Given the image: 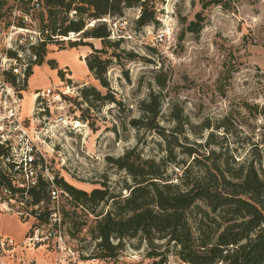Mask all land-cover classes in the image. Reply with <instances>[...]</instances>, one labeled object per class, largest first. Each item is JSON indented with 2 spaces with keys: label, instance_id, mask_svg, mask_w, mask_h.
Wrapping results in <instances>:
<instances>
[{
  "label": "rangeland",
  "instance_id": "1",
  "mask_svg": "<svg viewBox=\"0 0 264 264\" xmlns=\"http://www.w3.org/2000/svg\"><path fill=\"white\" fill-rule=\"evenodd\" d=\"M42 1L40 9L32 10L27 3L0 0V58L6 48H16L14 42L46 39ZM145 1L146 11L153 13L147 25L137 23L140 6L101 19L112 45L85 38L86 43L71 47L69 41L78 39V33L52 35L41 64L31 66L28 86L20 92L23 117L29 115L35 90L60 81L80 90L78 97L66 100V125L49 130L46 145L40 144L53 180L62 178L87 192L103 185L113 195L125 192L123 186L132 179L115 159L129 150L131 159H154L172 181L185 169L194 174L205 166L236 172L253 164L264 176V0H235L232 9H202L199 0ZM53 13L73 16L59 8ZM198 13L202 27L196 33L189 24ZM20 37L26 41L20 43ZM90 45L103 49L101 58L108 60L107 87L85 64ZM31 56L28 49L22 51L25 61L32 63ZM87 87L100 96L85 98ZM151 94L159 109L154 117L143 110L149 108ZM55 185L65 224L52 237L51 227L33 213L44 210V203H20L18 195L10 201L0 190V264H193L181 260L178 247L166 238L149 244L141 234L124 238L114 257H91L96 252L90 233L95 217ZM107 208L103 203L95 212ZM215 226L212 220L205 223V235Z\"/></svg>",
  "mask_w": 264,
  "mask_h": 264
},
{
  "label": "trees",
  "instance_id": "2",
  "mask_svg": "<svg viewBox=\"0 0 264 264\" xmlns=\"http://www.w3.org/2000/svg\"><path fill=\"white\" fill-rule=\"evenodd\" d=\"M145 0H43L46 22L41 31L46 32V39L52 35L67 36L70 32L78 33V39L69 41L74 47L84 42L85 38L100 39L104 46L112 45L106 16H120L123 9L140 6L137 19L140 26L153 20V13L145 9ZM201 8L218 5L223 9H232L235 0H199ZM55 8L65 13L73 11L72 18L53 13ZM189 29L199 32L201 16L195 15ZM87 20H93L88 25ZM46 39L31 46L35 60L31 66L41 64L45 54ZM88 43V42H87ZM91 46V45H90ZM92 47V46H91ZM20 51H25L18 45ZM103 49H95L85 57V64L91 74L103 87L108 86L106 68L108 60L101 58ZM16 55V52H10ZM51 67L54 64L49 61ZM63 77L61 70L57 71ZM32 74L31 67L26 71V79ZM13 81V76H8ZM25 79L21 89H26ZM100 96L94 87L83 89V96ZM148 109L144 114L156 116L158 102L150 95ZM8 148L0 144V157L8 154ZM131 150L115 159L124 169L132 182L125 184L123 190L113 195L108 186L93 188L87 192L66 182L54 178V183L71 197L78 206L87 209L94 217L90 231L96 252L91 257L107 259L116 256L124 246L123 239L141 234L149 243L154 238H166L178 247L176 255L193 264H264V176L253 164L241 166L236 172L224 168H202L198 173H187L186 169L176 181L167 178L158 170L154 159L138 156L131 159ZM198 162L197 159H195ZM9 189L11 196L18 195L24 200L25 193L12 187L10 179L4 174L0 160V190ZM50 185L39 179L35 187L27 191L26 203L33 206L45 204L44 210L34 211V217L40 224L48 223ZM103 203L108 208L99 213L95 209ZM197 209L195 214H191ZM213 221L216 226L205 235L204 224ZM62 216L60 228L64 227ZM199 241V242H198Z\"/></svg>",
  "mask_w": 264,
  "mask_h": 264
},
{
  "label": "built area",
  "instance_id": "3",
  "mask_svg": "<svg viewBox=\"0 0 264 264\" xmlns=\"http://www.w3.org/2000/svg\"><path fill=\"white\" fill-rule=\"evenodd\" d=\"M17 2L29 4L32 10L41 7V0H17ZM16 6L17 3L15 8ZM18 40L20 43L26 41L21 37ZM39 41L42 42L43 39L39 37ZM14 44L16 48H6L4 57L0 58V144L5 145L9 151L6 156L0 157L1 168L9 177L12 187L21 189L25 193V199L20 200V203L25 202L27 191L35 187L40 178L49 183L50 206L46 225L51 227L48 229V236L52 237L60 232L62 214L59 190L48 171L43 152L45 149L42 150L40 144L46 145L45 137L49 130L59 125L62 127L66 125L63 112L66 100L78 97L80 90L79 86L63 81L56 86L35 90L32 93L34 101L29 115L23 117L20 92L23 90L21 87L26 79V71L31 67V60L25 61L22 58V51L17 48V43ZM21 45H24L25 50L28 49L29 54L32 55L31 46L36 44L27 40ZM9 50L16 52V55H10ZM31 59L34 60L35 56L32 55ZM8 76H13L14 80L11 81ZM54 110H57L56 115ZM1 192L10 201L17 199V194L12 197L7 188L1 189ZM7 243L12 244L11 240H7ZM3 245L4 243L1 242V246Z\"/></svg>",
  "mask_w": 264,
  "mask_h": 264
},
{
  "label": "crops",
  "instance_id": "4",
  "mask_svg": "<svg viewBox=\"0 0 264 264\" xmlns=\"http://www.w3.org/2000/svg\"><path fill=\"white\" fill-rule=\"evenodd\" d=\"M33 70H34V69H33ZM33 75H34V73H33ZM31 76H32V75H31ZM30 78H31V77H29V80H30ZM29 80H28V83H29ZM27 86H28V84H27ZM32 97H33V96H32Z\"/></svg>",
  "mask_w": 264,
  "mask_h": 264
},
{
  "label": "water",
  "instance_id": "5",
  "mask_svg": "<svg viewBox=\"0 0 264 264\" xmlns=\"http://www.w3.org/2000/svg\"><path fill=\"white\" fill-rule=\"evenodd\" d=\"M103 21H105V20H103Z\"/></svg>",
  "mask_w": 264,
  "mask_h": 264
}]
</instances>
